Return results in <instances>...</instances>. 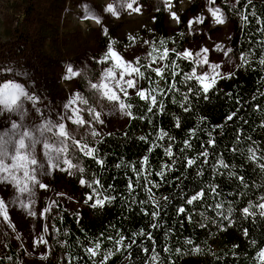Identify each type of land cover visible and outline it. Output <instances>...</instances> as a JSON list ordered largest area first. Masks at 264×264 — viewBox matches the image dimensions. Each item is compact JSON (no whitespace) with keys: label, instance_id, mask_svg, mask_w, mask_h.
I'll list each match as a JSON object with an SVG mask.
<instances>
[{"label":"trees","instance_id":"1","mask_svg":"<svg viewBox=\"0 0 264 264\" xmlns=\"http://www.w3.org/2000/svg\"><path fill=\"white\" fill-rule=\"evenodd\" d=\"M245 4L247 0H240L235 9L224 7L233 24L230 48L240 64L230 78L218 80L208 99L195 80H185L193 67L198 74V67L177 57L176 53L185 51L187 36L179 27L175 30L166 27L163 11L154 15L145 39L139 42L137 36H132L139 44L128 38L115 40L113 46L119 51L137 47L141 64L149 63V52L156 57L164 48L175 52L169 51L168 59L152 65L153 68L168 65L164 79L150 69L141 68L151 79L141 80L138 87L157 90L153 94L158 105L153 112L147 111V102L131 93L125 102L133 105L134 118L127 116L124 127L101 135L89 145L98 150L96 158L103 160V165L80 155L81 167L85 169L80 178L89 182L99 180L102 185L97 188L93 184L103 194L94 198L115 199L103 208H92V201L84 203L92 188L79 186V208L54 206V243L61 249L66 264H93L85 249L94 247L96 242L101 243V249L95 264H100L109 251L114 255L105 264H257L256 253L264 247V217L257 212L246 219L242 210L249 203L264 202L260 199L264 197V168H261L264 165V66L259 63L264 58V0H252L247 8ZM60 5V0H51L44 7L34 5L31 9L51 13ZM241 13L248 17L247 22L240 19ZM34 31L39 41L36 47L40 49L37 55L43 59L40 42L50 38L54 29L42 20ZM241 54L247 56L248 64L240 66ZM173 60L179 68L171 64ZM173 72L178 75L173 77ZM173 84L175 88L170 87ZM233 112L236 113L233 119L226 121ZM141 116L144 118L140 119ZM161 133L167 136L161 139ZM209 139L215 141L214 146L208 145ZM185 140L190 148H185ZM169 146L173 151L171 158L165 154ZM249 148L256 151L254 161L249 159ZM205 149L209 152L207 158L200 155ZM145 156L148 162L143 165L144 174L137 182V172ZM188 159H195L196 163L189 167ZM220 160L228 168L221 167ZM164 165H169L171 170L164 168V177L156 175ZM198 172L201 174L197 175ZM145 177L151 182L147 187ZM239 177H243V182ZM129 181L134 185L131 192ZM211 186H216V193L211 191ZM201 190L205 196L189 205L187 200ZM217 204L223 207L217 208ZM181 207L184 213H178ZM154 211H159L155 219L151 215ZM152 224L157 227L153 228ZM141 230L145 235H139ZM147 233H151V240ZM121 236L124 240L117 252L116 241ZM154 255L158 260L151 259ZM0 264L23 263L20 254L11 248L0 258Z\"/></svg>","mask_w":264,"mask_h":264},{"label":"rangeland","instance_id":"2","mask_svg":"<svg viewBox=\"0 0 264 264\" xmlns=\"http://www.w3.org/2000/svg\"><path fill=\"white\" fill-rule=\"evenodd\" d=\"M50 1L0 0V82L12 81L21 84L30 93L38 96L36 107L43 112L45 118L58 121L59 115L65 113L64 104L73 93H81L91 98L89 81L96 82L101 70L108 66L97 61L102 59L110 41L137 36L141 42L152 28L154 15L158 11L164 12L168 29L175 30L179 27L185 31L188 40L185 50L195 54L201 48L209 49V62L220 64L219 71L222 75L231 73L240 64L239 58L232 52L228 57L223 55L230 48L233 34V24L224 7L230 8L235 0H216L215 5H209L208 0H172V8L169 10L165 9L163 0H139L140 13L129 14L121 9L119 16H113L106 11V6L115 5L116 0H60V7L51 13L46 10L35 12L31 9L34 5L44 7ZM217 6L225 16L226 22L222 25L215 24L208 12V7ZM171 12L177 14L180 23L172 19ZM86 16L91 18L86 19ZM197 17H203L204 23H195ZM97 19L100 23H96ZM42 20L50 23L54 29L50 38L42 42L43 45L40 42L43 59L37 55L40 49L36 47L39 41L34 31ZM190 20L193 21L191 29L188 24ZM139 42L135 41L136 45ZM217 44L223 47L217 50ZM117 51L128 61H134L140 54L137 47ZM68 65L82 72V75L72 80H64ZM197 67L198 74L211 72L208 65ZM134 92L129 90L130 94ZM92 102L101 113L104 123L92 121L91 129H81L65 121L67 127L77 134V138L92 129L103 135L124 127L127 116L118 108H114L107 101H102L99 105L95 104L94 99ZM25 108L28 110L26 122L39 123L40 116L30 102H25ZM68 114L71 115L70 112ZM83 115L85 119L92 120L86 112ZM100 136L93 138L86 135L85 139L90 145ZM73 162L81 166L80 154L77 153V159ZM39 179L48 187L35 189V204L31 210L37 215L29 216L19 204H15L9 208V223L12 227L0 219V258H4L12 248L20 254L23 264H66L61 249L54 243L53 210L56 204L69 209L80 207V173L70 176L56 170L52 175ZM14 195L15 192L10 186L0 184V196L11 200ZM53 201L56 204L41 216L40 213ZM45 226L48 228L47 232L44 231ZM41 236L47 241L46 244L35 243Z\"/></svg>","mask_w":264,"mask_h":264},{"label":"snow or ice","instance_id":"3","mask_svg":"<svg viewBox=\"0 0 264 264\" xmlns=\"http://www.w3.org/2000/svg\"><path fill=\"white\" fill-rule=\"evenodd\" d=\"M252 0H247L245 8L248 4H251ZM240 3V0H235V3L230 5V9H235L236 5ZM163 4L166 10L172 8V0H163ZM209 5H215L216 0H208ZM124 10L131 13H140L141 5L139 0H116V4H108L106 6V11L111 13L113 16H119L120 10ZM208 12L211 15L213 21L217 25L224 24L225 16L220 7H208ZM255 15V13H251ZM171 17L177 23H180V18L175 12H171ZM87 18H91L86 16ZM240 19L244 22L248 21V17L240 14ZM259 23V18L257 19ZM96 23H100L97 19ZM195 23H204L203 17H197ZM189 28L191 29L193 21H189ZM105 34L107 30L105 29ZM129 40L135 42V37L129 36ZM145 43H149L145 41ZM164 42L161 41V44ZM115 41L109 43L107 51L103 55L102 59L98 60L97 63L102 65H108L103 68L99 74V78L96 82L89 81V88L92 90V97H85L81 93H73V95L68 99L67 103L64 104L65 113L59 115V119L53 120L51 118H45L43 112L36 107L39 97L30 93L26 88L18 83L12 81L0 82V184L10 186L14 190L15 195L11 200L5 199L3 196H0V219L5 223L9 224V227H12L9 223V208L15 204H19L21 209L27 211L29 216H36L37 213L32 211L31 208L35 204V189H46L48 185L43 183L39 177L50 176L53 171L66 172L68 175H75L76 173L83 174L85 169L79 165V163H74L73 160L77 159V153L94 159L97 164L103 165L104 161L97 159V149L90 147L89 142L85 139L86 135H91L93 138L100 136L101 133L92 129L90 132H85L84 135H81L77 138L72 130H70L65 121H69L71 124L76 125L78 128H89L92 127V121L96 123L103 124L104 121L101 119V113L97 111L96 107L93 106V99L95 104H101L102 101H107L114 108H118L119 111L128 116L129 118H134L132 114L131 103H126L125 100H129L130 93L129 90H134L135 95L139 97L141 101L147 102V111L153 112V109L157 107L158 101L155 93L157 90L155 88L148 90L138 87L139 82L143 79H151V77H146L145 72L141 68L150 69L151 72H154L157 77L164 79V70L168 65L163 67L153 68V64H157L159 61H164L168 59L169 51L175 52V50H169L164 48L160 53L159 57L153 56L152 52L148 53L150 57L148 64H141L140 57H136L134 61L126 60L114 47ZM223 46L217 44L216 49L220 50ZM156 51V49H153ZM232 52V49L229 48L227 51L223 52L225 57L229 56V53ZM209 49L201 48L200 51L193 54L189 50H185L182 53H176L177 57L180 59L190 60L192 63L199 67L208 65L211 69L210 73H201L197 74L196 67H193L190 74L185 75V80H195L200 85V91L204 93V98L208 99V93L215 88L218 80L230 78L234 73L222 75L219 71L220 64H211L208 58ZM259 63L264 66V58H262ZM171 64L179 68V65L176 64V61H171ZM248 64V59L245 54H241V65ZM82 72L74 70L71 65L66 66V74L63 76L64 80H72L78 76H81ZM173 77L178 75L177 72L172 73ZM170 87L175 88V85ZM189 91H193L192 88H189ZM123 97V99H122ZM187 100V97H185ZM30 102L32 108L35 109V112L40 116V122L27 123L26 117L28 116V110L25 108V102ZM159 107L162 108L163 104L160 103ZM183 107V105H182ZM188 108H185V111H188ZM71 113L69 115L68 113ZM87 113L92 120H87L84 118L83 113ZM236 115L235 112L227 116L226 121H231ZM143 119L144 117H139ZM4 121H7L5 124ZM179 127V121L176 124ZM167 136V133H161L160 138L163 139ZM141 140L146 139L145 137H140ZM208 145L214 146L215 141L209 139L207 141ZM185 148H190L191 145L188 140L184 141ZM149 152L152 151L151 148L148 149ZM183 151V149H181ZM250 160H256V151L252 148H249ZM165 154L171 158L173 156V151L171 146L165 150ZM201 156L207 158L209 152L205 149L200 153ZM148 162V157L145 156L141 161V169L137 172V177L139 182V177L144 174L143 165H146ZM207 162V159H205ZM175 163V160H173ZM196 163L195 159H188L187 166L191 167ZM219 165L224 168H228V165L224 163L223 160L218 161ZM120 167V165H117ZM164 168L171 170L169 165H164L160 172L156 175L160 177L165 176ZM261 168H264V165H261ZM134 171H136L134 169ZM201 173H197L200 175ZM231 176H235V173H230ZM241 182H243V177H239ZM145 187L147 183V177H145ZM81 186H87L92 188V194L87 195L84 200L85 204H88L89 201H92L90 207L92 208H103L106 203H111L114 197L103 196V198H94L102 196V193L97 191V188L102 187L99 180H93L91 182L80 178ZM93 184L97 188H93ZM158 186V185H154ZM111 187V186H109ZM129 191L134 190V185L131 181L128 184ZM151 191L150 189H148ZM211 191L216 193V186H211ZM63 195V194H60ZM205 196L203 190L192 195L187 203L189 205L193 204L195 201L201 200ZM151 199V197H149ZM167 199V198H165ZM264 201V197L260 198ZM144 203V201H141ZM56 202L53 201L48 207H46L43 212L40 213L41 216L44 213L50 211L51 207L55 205ZM217 208H222V204H217ZM255 208L257 211H252ZM143 211V209H142ZM185 209L183 207L178 209V213H184ZM231 212V209H229ZM244 217L247 219L251 216H256L257 212L261 217H264V202L259 204L249 203L247 207L242 210ZM147 214V213H145ZM152 217L155 219L159 215V211L152 212ZM221 215H223L221 213ZM227 219V217H224ZM189 219H191L189 217ZM153 228H156V224H152ZM44 231L47 232V226L44 227ZM139 235H145L143 230ZM244 235H248V230H244ZM148 239H152L151 233H147ZM108 239H112L109 237ZM124 237L121 236L119 240L116 241L117 248L116 251H120L119 245L123 242ZM37 244H46L47 241L41 236L38 241H35ZM132 243H135L133 241ZM191 243V241H189ZM255 244V241H252ZM131 245H128L130 247ZM101 249V243L96 242L94 247H87L85 249V254L93 260L95 264V258L99 254ZM167 251V249H165ZM147 251V249H145ZM196 252H199V249H195ZM179 252V249H177ZM114 255L113 252L109 251L103 260L100 261V264H105V261L110 259ZM10 259V258H9ZM75 259V257H73ZM153 261L158 260V256H152ZM255 259L257 264H264V247H261L256 253Z\"/></svg>","mask_w":264,"mask_h":264}]
</instances>
